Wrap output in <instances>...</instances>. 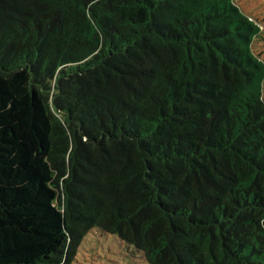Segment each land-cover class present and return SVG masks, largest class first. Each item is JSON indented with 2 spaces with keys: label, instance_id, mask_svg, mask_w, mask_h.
<instances>
[{
  "label": "trees",
  "instance_id": "16d2710c",
  "mask_svg": "<svg viewBox=\"0 0 264 264\" xmlns=\"http://www.w3.org/2000/svg\"><path fill=\"white\" fill-rule=\"evenodd\" d=\"M263 31L237 0H0V264L92 230L264 264Z\"/></svg>",
  "mask_w": 264,
  "mask_h": 264
},
{
  "label": "rangeland",
  "instance_id": "374dc122",
  "mask_svg": "<svg viewBox=\"0 0 264 264\" xmlns=\"http://www.w3.org/2000/svg\"><path fill=\"white\" fill-rule=\"evenodd\" d=\"M242 12L264 28V0H237ZM254 52L264 64V31L255 40ZM264 96V83H263ZM72 264H148L142 253L117 235L92 230L82 241Z\"/></svg>",
  "mask_w": 264,
  "mask_h": 264
}]
</instances>
